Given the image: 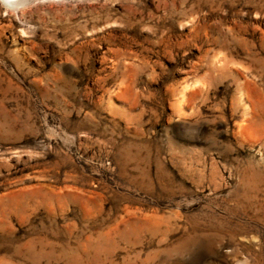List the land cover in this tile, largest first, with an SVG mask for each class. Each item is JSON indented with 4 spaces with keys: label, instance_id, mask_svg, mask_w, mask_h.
<instances>
[{
    "label": "rangeland",
    "instance_id": "374dc122",
    "mask_svg": "<svg viewBox=\"0 0 264 264\" xmlns=\"http://www.w3.org/2000/svg\"><path fill=\"white\" fill-rule=\"evenodd\" d=\"M0 264H264V0H0Z\"/></svg>",
    "mask_w": 264,
    "mask_h": 264
},
{
    "label": "bare ground",
    "instance_id": "6f19581e",
    "mask_svg": "<svg viewBox=\"0 0 264 264\" xmlns=\"http://www.w3.org/2000/svg\"><path fill=\"white\" fill-rule=\"evenodd\" d=\"M11 1V0H10ZM20 2V1H19Z\"/></svg>",
    "mask_w": 264,
    "mask_h": 264
}]
</instances>
